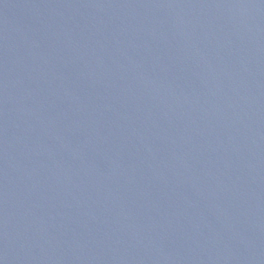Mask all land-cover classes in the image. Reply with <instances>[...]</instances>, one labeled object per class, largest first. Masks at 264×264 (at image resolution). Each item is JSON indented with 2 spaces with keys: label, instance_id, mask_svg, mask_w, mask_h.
<instances>
[{
  "label": "water",
  "instance_id": "obj_1",
  "mask_svg": "<svg viewBox=\"0 0 264 264\" xmlns=\"http://www.w3.org/2000/svg\"><path fill=\"white\" fill-rule=\"evenodd\" d=\"M0 264H264V0H0Z\"/></svg>",
  "mask_w": 264,
  "mask_h": 264
}]
</instances>
